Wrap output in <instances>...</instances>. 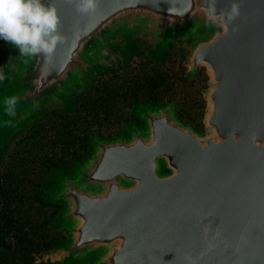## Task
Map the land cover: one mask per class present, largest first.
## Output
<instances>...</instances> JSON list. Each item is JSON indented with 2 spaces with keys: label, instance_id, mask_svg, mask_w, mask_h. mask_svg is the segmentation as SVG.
<instances>
[{
  "label": "water",
  "instance_id": "1",
  "mask_svg": "<svg viewBox=\"0 0 264 264\" xmlns=\"http://www.w3.org/2000/svg\"><path fill=\"white\" fill-rule=\"evenodd\" d=\"M232 2L216 0L212 23L210 0H100L91 16L44 0L67 37L52 63L12 45L0 82V153L17 129L70 109L131 36L188 47L187 78L200 68L208 75L204 133L174 105L138 104L143 124L92 137L73 172L54 171L58 187L45 198L63 206L53 225L68 237L53 249L57 264H264V0H237L240 15L228 24L219 14ZM12 95L20 97L14 117L4 106Z\"/></svg>",
  "mask_w": 264,
  "mask_h": 264
},
{
  "label": "rangeland",
  "instance_id": "2",
  "mask_svg": "<svg viewBox=\"0 0 264 264\" xmlns=\"http://www.w3.org/2000/svg\"><path fill=\"white\" fill-rule=\"evenodd\" d=\"M12 54V44L0 39V71L5 73ZM189 55L188 47L159 49L155 41L146 35L125 39L114 55L90 76L88 87L79 89L73 95L70 109H50L14 131L2 147L4 149L2 156L6 155L5 148L13 142H18L28 128L42 123L46 127V132L41 134L44 137L41 148L55 159L64 157L65 161H69L68 156L78 150L74 139L81 136L80 132H83V129L88 132L89 137L85 141L86 146L94 136L114 139L124 133L127 125L143 124L134 115L136 106L143 103L154 106L174 105L175 113L181 122L204 133L207 103L203 92L208 89V75L205 68H200L196 77L187 78L188 68L185 62ZM76 110L81 112V115L65 113L75 114ZM69 133L71 135L67 136ZM125 135L128 136L127 133ZM70 140L72 142L70 148L73 151L67 149L65 157L62 149L67 148ZM87 147L83 157L75 160L67 168L57 170L73 172L76 163L83 161L92 152L91 146ZM166 172L164 169L162 174ZM51 176L46 182L47 189L58 187L54 180V172ZM62 232L65 242L68 237L64 231ZM45 260L57 264L58 256L52 250Z\"/></svg>",
  "mask_w": 264,
  "mask_h": 264
},
{
  "label": "trees",
  "instance_id": "3",
  "mask_svg": "<svg viewBox=\"0 0 264 264\" xmlns=\"http://www.w3.org/2000/svg\"><path fill=\"white\" fill-rule=\"evenodd\" d=\"M65 113L81 115L79 111ZM43 132H46L44 124L32 126L18 142L5 148L6 155L2 156L4 149H1L0 264H52L45 257L65 240L63 232L53 226L63 206L46 200V182L54 171L83 157L88 148L85 145L88 132L83 129L81 136L74 139L78 150L68 156L69 161L64 157L55 159L41 148ZM71 145L72 142L62 149L65 157Z\"/></svg>",
  "mask_w": 264,
  "mask_h": 264
},
{
  "label": "clouds",
  "instance_id": "4",
  "mask_svg": "<svg viewBox=\"0 0 264 264\" xmlns=\"http://www.w3.org/2000/svg\"><path fill=\"white\" fill-rule=\"evenodd\" d=\"M75 6L79 15L91 16L97 11L100 0H66ZM216 0H210L208 18L217 22ZM240 15V4L233 0L227 13L219 16L231 24ZM234 27L233 31H238ZM0 39L19 49L24 57L43 56L52 63L58 46L66 42L67 37L61 29V18L54 4H45L44 0H0ZM9 77L0 71V82ZM20 97L8 96L4 99L5 113L14 117ZM11 124V121H8Z\"/></svg>",
  "mask_w": 264,
  "mask_h": 264
}]
</instances>
